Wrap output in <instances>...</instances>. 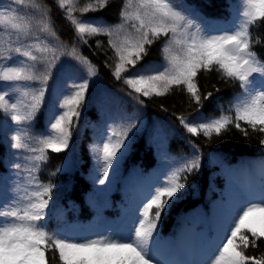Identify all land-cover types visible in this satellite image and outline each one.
Wrapping results in <instances>:
<instances>
[{"label":"snow or ice","instance_id":"1","mask_svg":"<svg viewBox=\"0 0 264 264\" xmlns=\"http://www.w3.org/2000/svg\"><path fill=\"white\" fill-rule=\"evenodd\" d=\"M78 2L58 0V6L66 11L83 44H88L89 37H108L116 58L112 74L128 86L131 91L127 95L135 103L143 107L140 97H159L177 88L185 90L199 106L190 117H176L191 137L202 134L211 140L213 135L227 133L230 126L247 137L241 122L253 132L264 133V58L255 48L259 41L250 35V28H264V0H239V8L229 4L233 18L227 26L185 0H122L118 25L86 15L102 11L111 0H88L77 7ZM74 10L82 14L81 19L73 15ZM0 31L9 37L0 44V116L5 125L15 126L9 148L17 150L13 155L25 161L12 165L17 181L12 189L4 186L0 195V264H56L57 254L59 264H167L157 256L160 242L165 240L160 231L162 216L180 199L189 177L200 173L199 146L189 139L191 156L177 158L165 152L163 159L170 162L167 170L143 186L135 202L103 231L63 221L62 214L54 211V192L59 185L51 179L42 182L37 173L49 161V151L59 154L72 148L74 134L81 127L90 78L96 75L95 66L75 46L69 52L66 45L40 39L37 33L59 38L52 27L50 9L38 0H0ZM157 41L162 44L164 63L142 65ZM62 56L87 67L88 75H78L77 67L61 62ZM54 70L59 74L60 87L52 93L43 113V131L33 135ZM212 72L238 85L228 108L234 116L223 114L222 106L218 117L205 116L201 111L203 101H209L213 93L202 96L197 78ZM68 88L72 91H66ZM144 120V114L136 111L124 115L119 125L105 122L97 142L89 146L94 185L111 183ZM156 137L163 144L168 133L157 127ZM33 140L38 147L32 146ZM260 143L264 145V139ZM68 159L65 157V167L57 166L50 176L66 173ZM215 163L229 177V186L216 205L219 211L211 226L201 231L202 247L195 264H264V254H246L249 247L255 248L264 240V160L258 164V184L247 185L236 184L232 177L238 172L256 171V163H242L239 169L225 165L221 158ZM54 216L57 225L51 228ZM166 241L175 246L173 241Z\"/></svg>","mask_w":264,"mask_h":264},{"label":"trees","instance_id":"2","mask_svg":"<svg viewBox=\"0 0 264 264\" xmlns=\"http://www.w3.org/2000/svg\"><path fill=\"white\" fill-rule=\"evenodd\" d=\"M46 4L51 12V23L53 30L58 36L61 44L71 46L78 37L75 25L66 17V11L58 6V0H38ZM88 0H79L77 7L83 6ZM199 8L202 13L220 25H226L232 18L233 9L229 4L230 0H185ZM122 0H111L108 7L102 11L88 13L87 16L100 18L109 25H118L121 22L120 11ZM73 15L77 19L82 18L78 10ZM250 35L258 40L255 48L260 56L264 58V28H250ZM100 42V46L97 45ZM160 41L155 42L149 48L148 55L141 64H159L161 57ZM80 54L87 57L94 65L96 75L90 79V87L85 106L81 116V127L75 132L73 146L70 151L62 153H47L50 157L46 164L41 165L38 177L42 182L52 180L51 171L60 166L65 157H68L70 170L67 175L61 176L64 182L61 196L57 200L58 211L62 214L61 219L67 223L83 229H91L94 224L103 223V229L108 222H115L122 216L124 210L132 205L141 188L151 182L167 170L170 163L163 159L164 153L177 158L191 156L193 148L188 143L199 146L202 154V169L198 175L189 177L186 188L182 190L180 199L162 216L160 226L161 240L157 256L167 262L176 264L178 256L185 264L189 261L185 256V247H189L191 240L195 246L202 247V230H206L212 224L213 218L218 214L216 207L225 196L229 177L225 175L221 166L215 163L216 158H221L225 165L239 169L245 162L257 164L256 171L250 173H237L232 180L238 185H245L250 180L258 184V164L264 160V145L260 140L264 139V133L253 132L247 125L244 126L249 135L246 137L235 127L220 137L213 135L211 140L202 134L198 137H191L190 134L180 125L177 116L195 114L199 106L191 99L185 90L173 88L163 96H152L151 98L140 97L144 100L145 106L141 107L127 95L131 90L123 80H116L112 74L115 66L114 52L108 46V37L93 36L88 38V44H82ZM139 67V65H138ZM127 76L128 73H124ZM201 95L212 92L213 96L209 101H203L201 111L205 116L221 115L220 106L223 107V114L234 116V112H228L229 102L239 91L238 85L233 82H225L216 72L204 73L197 78ZM216 89H219L217 92ZM135 95V94H133ZM164 109H167L165 111ZM139 111L144 114V126L135 133V138L130 150L117 166V171L111 176V183L105 185L93 184V160L89 152V146L97 142V137L103 129L106 121H115L116 125L124 122V115H131ZM37 117L35 132L43 130L44 118ZM3 118L0 116V195L5 192L4 186H8L6 159L8 148L2 140ZM159 127L168 133V139L161 144L156 137V128ZM109 189L106 194L100 193ZM57 218L54 216L50 227L55 228ZM166 240L173 241L172 247ZM170 246V247H169ZM172 254L167 253V249ZM246 254L259 257L264 254V240L258 242V246L249 247ZM46 255H50L46 253ZM56 264H59L58 254Z\"/></svg>","mask_w":264,"mask_h":264},{"label":"rangeland","instance_id":"3","mask_svg":"<svg viewBox=\"0 0 264 264\" xmlns=\"http://www.w3.org/2000/svg\"><path fill=\"white\" fill-rule=\"evenodd\" d=\"M231 1L234 4H236L238 8L240 7L239 0H231ZM5 2L7 3V0H5ZM231 21H232V19H231ZM231 21L227 25H229L231 23ZM227 25H225V26H227ZM37 35L40 37V39L42 41L51 42L53 44H61L59 41L53 40L46 33H37ZM77 37H78V34H77L76 38ZM8 38L9 37L7 36V34L5 32L0 31V44H3ZM82 44H83L82 41H80L79 38H78V42H77V39H76L71 46H67L66 50L70 52L71 49L73 48V46H75V47H77L78 51L80 52V49L82 48ZM62 45H63V43H62ZM160 45L162 47L161 43H160ZM162 52H163V49H161V53H160L161 57H160L159 64L164 63V56H163ZM114 58H115V56H114ZM16 59L19 60L21 58L17 57ZM61 62L65 63V64H71L74 67H77L78 68V75H85V76L88 75L87 67L79 66L77 64V61L71 59V57H69V56H62L61 57ZM115 62H116V58H115ZM60 83H61V81H60L59 74H58V72H56L54 70V74H53L52 78L49 80V83H48L49 94L46 97L45 107H44V109H42L43 110L42 116H43L44 111L48 107V103L51 100L52 93L54 92V90H56L58 87H60ZM66 91L70 92V91H72V89L68 88ZM13 98H15V97H13ZM28 99L30 100V96L28 97ZM14 131H15V126L14 125H10V124L9 125H5L4 121L2 122L1 136H2V140L4 141L5 145L8 148V154H9L8 155V160H7V163H6L7 167H8L7 177H8V188L9 189H12L15 186V183L17 181V170L14 169V167H12V165L14 163H16V162H20L21 164L25 163V161L22 158H18V157L13 155V153L16 152L17 150L9 148L10 136L13 134ZM35 133H40V132H34L33 135H35ZM31 143H32V146H36V147L39 146L35 140H33ZM24 155H31V153L30 152H25ZM60 167H62V168L65 167V162ZM69 167H70V165H69V162L67 161L68 171H69ZM61 174H63V173H61ZM55 183H57L59 185L58 189L54 192V196L57 197L58 193H59V190H60V183L59 182H55ZM256 215H257V217H259L260 214L257 213Z\"/></svg>","mask_w":264,"mask_h":264}]
</instances>
